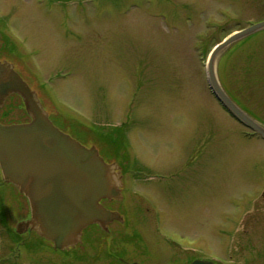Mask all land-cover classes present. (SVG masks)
I'll return each mask as SVG.
<instances>
[{
	"label": "rangeland",
	"instance_id": "rangeland-1",
	"mask_svg": "<svg viewBox=\"0 0 264 264\" xmlns=\"http://www.w3.org/2000/svg\"><path fill=\"white\" fill-rule=\"evenodd\" d=\"M21 1L9 12L13 0H0L2 25L33 15L34 0ZM73 1L26 18L37 39L19 48L51 97L54 123L84 143L106 141L97 146L116 166L123 201L103 203L120 206L129 225L90 224L80 243L55 249L32 231L16 232L29 204L0 180V264H181L195 256L264 264V139L243 133L207 81L213 48L263 21L264 0ZM13 26L22 38L26 27ZM246 37L218 53L215 71L264 120V28ZM24 117L16 105L0 112L4 122ZM146 176L162 177L157 193Z\"/></svg>",
	"mask_w": 264,
	"mask_h": 264
},
{
	"label": "water",
	"instance_id": "water-1",
	"mask_svg": "<svg viewBox=\"0 0 264 264\" xmlns=\"http://www.w3.org/2000/svg\"><path fill=\"white\" fill-rule=\"evenodd\" d=\"M264 28V21L234 32L212 50L207 62L209 85L219 100L247 126L264 137V127L239 109L220 85L215 58L233 42ZM11 93L23 98L31 120L0 122V170L28 200L30 218L16 224L17 233L35 231L55 249L81 241L83 230L98 223L103 229L121 214L106 208L104 199H121V179L95 145L87 146L64 132L49 117L36 93L8 63H0V108ZM191 264H218L196 259Z\"/></svg>",
	"mask_w": 264,
	"mask_h": 264
},
{
	"label": "flooded vegetation",
	"instance_id": "flooded-vegetation-1",
	"mask_svg": "<svg viewBox=\"0 0 264 264\" xmlns=\"http://www.w3.org/2000/svg\"><path fill=\"white\" fill-rule=\"evenodd\" d=\"M67 0H34V10L35 12L33 11H29L30 14L32 13L33 15H21V16H18V17H15L14 20H16L15 22V26H13V23H8V24H3L5 26H3L1 24V17H0V63H8V64H11L14 68V70L20 75V77L27 83V85L31 88V90H33L37 97L39 98L40 100V103L41 105L47 110L49 111V108H48V101L49 99H51L50 95L48 94V91L45 92V90L43 88H45L44 84H37L35 83V78L36 80L38 79V77H35L34 76L36 75L35 73H33L32 76L29 72H27V66L24 62V58L25 57V54L22 50H20L19 47H22V45L24 44L22 41L26 40V39H29V35L30 37H32L33 39H37V34L35 32V34L32 35V33H34V25L30 23V25L26 26L25 24H28V23H23V21L27 18L29 19L30 18H38V15L39 16H52L53 15V11L54 10H58L59 8H63V4L66 2ZM68 1H72L74 2L73 0H68ZM81 0H78L77 2V6L80 4ZM13 5L9 8V12H14V9L17 8V4H20L22 5V8H24L25 6V3H23L21 0H13ZM43 11V12H42ZM38 13V15H37ZM44 13V14H43ZM56 13V12H55ZM54 13V14H55ZM14 16H16L14 14ZM21 17L23 18L21 20ZM39 20V19H37ZM36 20V21H37ZM36 23V22H35ZM20 26L19 27H17ZM13 26V28H15L16 30L19 28H23L26 27L27 29H30V32L24 28V30L26 31V33L22 36V38H19L16 34H14L12 31H11V27ZM32 27H33V32H32ZM45 27V26H44ZM10 30V31H9ZM21 31V30H20ZM46 31V30H45ZM16 35V37H15ZM43 35H40V38H42ZM23 39V40H22ZM43 39V38H42ZM24 56V57H23ZM24 59V60H23ZM24 64H23V63ZM46 93H44V92ZM227 95L232 99V101L243 111L245 112L248 116H250L252 119H254L255 121H257L260 125L264 126V120H262V118H260L258 115L255 114V112H253V110H250L249 108H247V106L245 104H243L233 93H231L230 91L228 92L227 90H225ZM233 94V95H232ZM221 104V103H220ZM10 106V107H13L14 105H16L17 107L19 108H23L25 110V113H26V117L20 119L19 121H9V122H4L0 119V121L2 123H24V122H29L31 120L29 114L27 113V110H26V106H25V103L23 102V98L17 94V93H11L7 99L5 100V104L2 108H0V112L1 113H4V109L6 106ZM224 110L227 112V114L232 118V120L234 122H236L237 124H239L240 126H242L244 128V131L243 133L250 137V138H260L262 139L263 137L257 133V132H254L252 131L251 129H249V127L247 125H245V123H243L241 120H239L238 118H236L230 111H228L223 105H221ZM53 113H50L49 112V115H52ZM62 129V128H61ZM67 129V130H66ZM66 129H62L63 131H65L66 133H69L71 136L75 137V139H77L78 141H80L81 143H84L80 138H77L76 136H74V134L72 133V131H70V127H66ZM96 139V147L98 148L99 152L101 153V155L104 154L103 152V148L100 149L97 145H100L101 147H105L106 145V141L105 140H102L101 138H94ZM117 143V142H116ZM86 144L87 146H92L94 144H87V143H84ZM117 145V149L114 148V153H115V156L118 157L119 155V152H123L118 144ZM107 147H105L104 149H106ZM107 152L111 153L112 154V150L109 149ZM122 172V171H121ZM124 173L122 172V175ZM0 175H1V172H0ZM126 175V174H124ZM133 175V173L131 174ZM136 175V174H135ZM139 175V174H137ZM0 180L3 182L1 176H0ZM122 180V179H121ZM125 180H126V177H125ZM146 181V185L148 186V188L152 189V190H156V193L158 190H160V188L163 186V183H161V180H162V177H160L159 179L156 178V177H149V176H146L145 179ZM150 180V181H149ZM1 183V182H0ZM264 193V191H263ZM154 199V197H153ZM153 199L151 200V198H146L145 201L150 205V206H156L157 202L156 203H153ZM121 201H123L121 199ZM120 200H117L116 198H113L111 200L109 199H105L102 201V204L107 207L108 209L112 210V211H116L120 214H122V212L120 211V206H117V207H114V205H105L103 202H108V203H116V202H121ZM122 203V202H121ZM4 212H5V205H4ZM123 215V214H122ZM30 218V211H29V216L23 218V219H20L19 221L21 220H27ZM119 224V227L123 226L125 227L126 225H129V223L127 224V221L126 219H124V216L122 217V220H113L111 224ZM109 225V226H110ZM119 229V228H118ZM109 230V228H108ZM29 231L25 232V233H28ZM34 232L36 235L37 233L35 231H32ZM108 233V231H105ZM112 232V231H111ZM19 234H24V233H19ZM191 251H195V253L197 252L195 249L194 250H191ZM188 258L190 257H187L186 258V261L184 263H181V264H191L192 261L196 260V259H210V258H207L205 256H195L193 258H191L190 260H188ZM217 263L220 264V262L216 261ZM107 264H112V263H107ZM126 264H151L149 262L147 263H144V262H140L138 260H130V261H127Z\"/></svg>",
	"mask_w": 264,
	"mask_h": 264
},
{
	"label": "bare ground",
	"instance_id": "bare-ground-1",
	"mask_svg": "<svg viewBox=\"0 0 264 264\" xmlns=\"http://www.w3.org/2000/svg\"><path fill=\"white\" fill-rule=\"evenodd\" d=\"M204 260H206V259L204 258Z\"/></svg>",
	"mask_w": 264,
	"mask_h": 264
}]
</instances>
